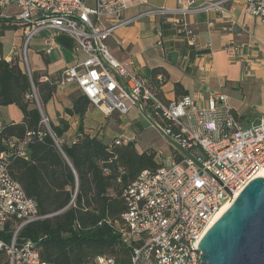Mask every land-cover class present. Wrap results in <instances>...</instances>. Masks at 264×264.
Here are the masks:
<instances>
[{
    "label": "built area",
    "instance_id": "1",
    "mask_svg": "<svg viewBox=\"0 0 264 264\" xmlns=\"http://www.w3.org/2000/svg\"><path fill=\"white\" fill-rule=\"evenodd\" d=\"M233 0H176L172 8H147L137 17L158 16L192 39L194 30L187 16L199 11L223 12ZM145 0H0V19L9 18L23 33L20 53L30 82L26 59L29 40L42 31L51 45L53 37L65 33L75 42V54L82 60L65 66L55 77L41 75V82L53 79L57 87L74 84L89 104L103 115L126 114L131 108L150 113L151 123L165 138L171 155L157 162L154 170H142L123 192L125 211L112 226L121 244L130 250V264H200L197 248L217 211L264 168V106L257 119L243 126L231 114L227 96L212 92L206 105L198 104L199 93L165 100L157 96L148 81L130 70L132 64L115 60L106 46L107 37L131 19L119 20L127 8ZM247 14L264 24V0H243ZM14 5L17 11L5 9ZM100 17L116 20L104 26ZM223 31L232 32L227 21ZM161 35V32H158ZM161 44V42H159ZM17 53L13 52L16 57ZM162 76L157 75L161 80ZM32 96L37 101L32 84ZM48 120L41 112V123ZM1 126V123H0ZM133 142L114 139L115 144ZM14 142L9 143L13 149ZM22 145L16 150L25 156ZM14 150V149H13ZM8 155L0 153V232L12 226L9 239L0 238V251L8 264H49L40 258L36 243L19 240L27 223L40 219L29 198L9 169ZM179 158V159H177ZM155 162L159 160L154 156ZM75 192L69 204H74ZM92 264H114L110 257L97 256Z\"/></svg>",
    "mask_w": 264,
    "mask_h": 264
},
{
    "label": "trees",
    "instance_id": "2",
    "mask_svg": "<svg viewBox=\"0 0 264 264\" xmlns=\"http://www.w3.org/2000/svg\"><path fill=\"white\" fill-rule=\"evenodd\" d=\"M16 28L9 18L0 19V35ZM159 71L153 70L148 85L161 97L164 76L156 79ZM41 75L31 72V83L16 57H2L0 42V106L14 104L23 115L17 123L0 121V153L8 155L12 176L35 202L41 217L22 227L19 240L35 242L40 258L49 264H92L97 256L110 257L114 264H130V250L121 244L112 224L126 209L123 192L142 170L158 167L154 151L138 152L133 142L115 144L84 132L81 121L89 101L82 94L65 108L67 115L79 118L75 139L66 140L69 121L63 117L57 123L48 121L51 136L41 123L40 109L57 86L53 79L39 81ZM180 89L176 82L178 97L186 95ZM10 142L15 143L14 150ZM23 142L26 156L16 152ZM74 192V204H69ZM12 229L7 225L0 238L9 239ZM0 264H8L1 251Z\"/></svg>",
    "mask_w": 264,
    "mask_h": 264
},
{
    "label": "crops",
    "instance_id": "3",
    "mask_svg": "<svg viewBox=\"0 0 264 264\" xmlns=\"http://www.w3.org/2000/svg\"><path fill=\"white\" fill-rule=\"evenodd\" d=\"M145 1L121 13L119 20L131 21L116 28L107 37L106 46L112 57L123 64L131 61L130 70L148 82L153 70L161 69L156 79L157 75L162 78L164 76L159 90L165 100L180 98L174 90L176 82L181 85L180 91L186 95L199 93L198 104L201 106L206 105L212 92H222L227 96L231 114L241 125L247 126L254 122L264 106V24L245 12L243 0L224 3L223 12L199 11L187 16L194 30L192 39L158 16L137 17L147 8H172L176 0ZM8 7L6 13L17 11L14 5ZM99 19L104 26L116 21L105 17ZM225 20L233 27L230 33L221 29ZM49 35L48 31H42L29 40L31 64L28 63V66L31 72L55 77L65 66L82 60L83 56L75 54V42L70 35L57 34L51 45H48L45 39ZM0 42L4 59L13 58V52L19 55L23 46L22 30L17 26L16 29L4 31L0 35ZM79 94L74 84L56 87L52 97L40 109L52 123H57L61 117L69 121L67 141L75 139L80 122L77 115H67L65 108L71 107L73 98ZM132 111L138 118L141 115L149 123L157 140H161L158 149L153 147L152 141L147 142L151 144L149 147L137 149L138 130L132 128ZM146 112L145 115L131 108L126 114L113 112L105 116L89 104L81 124L84 132L108 142L116 138L130 141L133 136L138 152L153 150L154 156L159 157L156 163H163L170 157L171 150L158 129L151 126V123H157L156 118L149 110ZM246 115H254V119L247 120ZM22 117L16 105L0 106V121L17 123ZM149 119L154 122H149ZM163 142L166 144L164 147ZM163 151H168V156L163 157Z\"/></svg>",
    "mask_w": 264,
    "mask_h": 264
},
{
    "label": "water",
    "instance_id": "4",
    "mask_svg": "<svg viewBox=\"0 0 264 264\" xmlns=\"http://www.w3.org/2000/svg\"><path fill=\"white\" fill-rule=\"evenodd\" d=\"M46 129L52 136L49 126ZM197 248L200 264H264V178L248 182L209 226Z\"/></svg>",
    "mask_w": 264,
    "mask_h": 264
},
{
    "label": "rangeland",
    "instance_id": "5",
    "mask_svg": "<svg viewBox=\"0 0 264 264\" xmlns=\"http://www.w3.org/2000/svg\"><path fill=\"white\" fill-rule=\"evenodd\" d=\"M7 10L10 11V7H8ZM30 47H31V44L28 43L27 48H26V59H27L29 65L31 64L30 52H29ZM20 51H22V47L20 48L19 55H17L16 58L18 60L19 66L24 70V65H23L21 57H20ZM37 101H38V99H37ZM246 119L252 120V119H254V115H246ZM150 121L154 122V120L149 119V122ZM47 124H48V122H47ZM132 124H133L132 128L138 130L137 142H136L137 149H145L146 147H149V145H151V144H149V143H151L150 141H152V145H154L153 146L154 148H156V149L159 148L161 140L160 139H159V141L157 140L156 135H155L154 131L152 130V128L150 127L149 123L141 115L138 118L134 111H132ZM147 142H149V143H147ZM164 146H166V144L163 142V147ZM163 152H164L162 155L163 157L168 156V151H163Z\"/></svg>",
    "mask_w": 264,
    "mask_h": 264
},
{
    "label": "bare ground",
    "instance_id": "6",
    "mask_svg": "<svg viewBox=\"0 0 264 264\" xmlns=\"http://www.w3.org/2000/svg\"><path fill=\"white\" fill-rule=\"evenodd\" d=\"M255 177H262L264 178V168L259 170L257 172V174L255 175ZM231 201L225 203L218 211L217 213L214 215L213 219L211 220V223L212 224L227 208L228 206L230 205Z\"/></svg>",
    "mask_w": 264,
    "mask_h": 264
}]
</instances>
